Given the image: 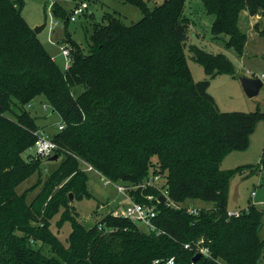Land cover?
I'll use <instances>...</instances> for the list:
<instances>
[{
    "label": "trees",
    "instance_id": "1",
    "mask_svg": "<svg viewBox=\"0 0 264 264\" xmlns=\"http://www.w3.org/2000/svg\"><path fill=\"white\" fill-rule=\"evenodd\" d=\"M84 1L97 0L79 3ZM120 1L138 9L141 19L127 26L112 14L104 24H92L85 33L86 53L65 33L72 50L70 65L62 71L22 17L23 0H0V264H153L171 258L173 264H259L264 211L249 205L238 216H227L229 181L242 169L222 171L219 165L230 152L247 148L264 115L220 112L207 93L209 81L192 80L181 53L187 40L181 18L186 0H165L153 9L143 0ZM200 2L214 16L211 35L228 37L226 48L239 54L243 50L246 37L238 27L243 10L251 17L260 15L262 30L258 25L255 29L264 36V0ZM52 14L65 25L69 22L70 12L58 3L52 5ZM190 52L209 79L235 77L223 54L197 47ZM77 86L83 91L74 97ZM40 96L64 125L51 138L59 146L56 162H61L27 203V191L19 195L15 189L42 162L22 159L38 129L24 107ZM154 157L158 171L152 166ZM78 158L128 187L135 202L159 196L156 187H136L161 174L162 188L174 204L198 200L213 208L198 209L193 216L156 203L152 222L159 235L110 214L86 228L68 213L70 194L79 201L90 197ZM61 208L67 214L57 227L65 222L71 226L66 245L49 229ZM199 241L209 257L192 262Z\"/></svg>",
    "mask_w": 264,
    "mask_h": 264
},
{
    "label": "rangeland",
    "instance_id": "2",
    "mask_svg": "<svg viewBox=\"0 0 264 264\" xmlns=\"http://www.w3.org/2000/svg\"><path fill=\"white\" fill-rule=\"evenodd\" d=\"M53 1L55 0H23L21 14L32 30L37 26L45 25L43 31L37 35L38 40L62 71L67 68V65H70V62L67 64L66 58L62 55V48L69 51V53L72 50L69 44H67L69 38H66L65 33L70 35L71 39L86 53L85 33L86 30H90L92 24H101L102 22L104 24L106 16L112 14L119 17L127 26L141 19L138 9L124 4L120 0H97L91 3L84 1L88 4L84 15L78 16L75 22L69 21L65 25L61 18L55 17L52 14L51 6ZM143 1L149 9H153L155 6L163 4L165 0ZM79 2L80 0H61L58 4L65 11L70 12L71 8L77 6ZM250 17L245 10L239 14L238 27L246 37L243 50L239 54L233 49L225 47L224 42L228 40V37L220 35L214 38L211 35L210 28L214 22V16L205 13L200 0H186L182 10L181 18L187 24V40L181 49V53L184 59H186V65L192 80L196 83L203 80L209 81L207 93L214 99L218 110L223 113L239 112L248 114L258 112L264 115V36H260L257 32L258 30H262L263 20L260 15ZM55 23L56 25H54ZM255 25H258V30L255 29ZM191 47H197L209 54H223L233 64L235 77L222 74L214 79H209L205 68L193 60V54L190 52ZM243 77L259 79L263 84L258 94L253 98H248L243 92L240 84V78ZM82 91V86L75 87L73 89V96L77 97ZM43 105L46 110L43 109ZM24 108L35 119L36 125L45 132L47 137L52 138L57 133V127L61 123L60 117L57 113L51 112V108L44 97L40 96L33 99ZM13 111L14 113H18L17 108L13 107ZM8 117L14 119L13 114L8 113ZM33 153L34 147L31 146L22 154V159L26 161L27 156ZM263 153L264 118L258 120L255 124L254 130L249 136L247 148L241 151L230 152L220 162L219 169L222 171L242 169L239 173L234 174L229 181L226 202L227 212L241 211L249 205H255L264 211ZM78 161L80 169L87 173V189L90 197L83 198L80 201L74 197H72V200L68 199L70 205L68 213L71 216H75L78 223L89 228L99 221L100 218L104 217L111 207L122 209V207L128 204V200L126 195L118 193L114 186H103L102 177L94 169L88 170L90 165L86 162L79 158ZM151 161L155 171H158L157 159L154 157ZM60 162L61 160L57 162L42 161L39 169H36L30 177L16 187V193L20 195L27 191L26 200L27 203H30L42 191L49 175ZM153 168H149V172ZM145 182L146 179L139 184L144 185ZM60 187L61 185L57 188ZM128 191L127 193L130 196ZM107 203L109 206L106 209L99 210L100 205ZM185 205L203 209L205 212L213 208L211 203H204L198 200L186 202ZM64 214H67V211L65 212L61 208L58 214L50 219L49 229L52 234L66 245V239L71 232L70 223L65 222L60 228L56 225ZM138 228L142 230L141 226ZM39 247L38 243L34 248L38 249ZM42 252L48 255L47 248H43ZM259 264H264V252L259 260Z\"/></svg>",
    "mask_w": 264,
    "mask_h": 264
},
{
    "label": "built area",
    "instance_id": "3",
    "mask_svg": "<svg viewBox=\"0 0 264 264\" xmlns=\"http://www.w3.org/2000/svg\"><path fill=\"white\" fill-rule=\"evenodd\" d=\"M88 4L87 3H79L77 6H75L71 11L70 15L68 17L70 22H75L76 18L80 15H83V13L87 10ZM56 25V23L54 24ZM62 55L66 58V63L69 64L70 62V56L69 51L62 48ZM68 67V65H67ZM44 110H46L45 106H42ZM64 128V125L60 123L57 127V131H61ZM34 136L36 137V141L33 145L34 147V153L32 155H28L26 161H36L40 160L42 161H49V159L56 154V151H58L59 146L47 135L45 132L38 128L34 132ZM88 170H93L91 167H89ZM98 173V172H97ZM100 177L103 179V186L107 187L109 185H112L116 188L117 192L120 194H124L127 197L128 204L122 209H118V207H111L107 214H110L112 217L115 218H122L125 220H128L129 222L135 224L137 228L139 226L142 227V232L145 233H155L156 235L161 234L162 232L157 229V227L153 224L152 220L155 219L157 216V206L156 203H159L158 199L160 196H163L165 198L164 205L168 207H173L175 209H184L186 213L197 216L199 210L197 208L191 207V206H182L181 204H174L170 201L167 192L162 188L164 178L161 175H152L149 177V179L146 180L144 185H139L136 188L144 189L146 187H156V189L159 191V196L157 198H154L153 196H148L145 198V202L138 203L132 200V197L128 195L127 191L129 190L128 187L116 184L110 181L109 179L103 177L101 174L98 173ZM135 188V189H136ZM161 204V203H160ZM109 206L108 203L105 205H100L99 210H104L106 207ZM239 211L237 212H227L228 217H236L238 216ZM201 245V241H199L196 245L197 254H201L202 256L209 257V252L206 248H203ZM188 245H185V248H188ZM173 258L169 259L166 262H161L159 260L154 261L153 264H173ZM219 264H225L223 262H219Z\"/></svg>",
    "mask_w": 264,
    "mask_h": 264
},
{
    "label": "water",
    "instance_id": "4",
    "mask_svg": "<svg viewBox=\"0 0 264 264\" xmlns=\"http://www.w3.org/2000/svg\"><path fill=\"white\" fill-rule=\"evenodd\" d=\"M68 20V19H67ZM45 28V25H40L37 26L35 28H33V32L35 35H38L39 33H41V31H43V29ZM240 84L241 87L243 89V92L245 93V95L248 98H253L254 96H256L259 92V90L262 88L263 84L259 79H249V78H240ZM52 113H54V111H51ZM57 155H53L49 161L50 162H55L57 160ZM69 200H72V195H69ZM159 203L163 204L165 202V198L163 196H160L158 199ZM201 258V254H195L192 257V262H196Z\"/></svg>",
    "mask_w": 264,
    "mask_h": 264
},
{
    "label": "crops",
    "instance_id": "5",
    "mask_svg": "<svg viewBox=\"0 0 264 264\" xmlns=\"http://www.w3.org/2000/svg\"><path fill=\"white\" fill-rule=\"evenodd\" d=\"M58 2H61V0H55V1H53V4H54V3H58ZM53 4H52V5H53ZM60 6H61V5H60ZM72 8H74V6H73ZM72 8H71V10H72ZM51 9H52V6H51ZM250 18H252V17H250ZM37 38H38V36H37ZM67 68H68V67H67ZM67 68H66V69H67ZM246 208H247V207H246ZM246 208H245V209H246Z\"/></svg>",
    "mask_w": 264,
    "mask_h": 264
}]
</instances>
